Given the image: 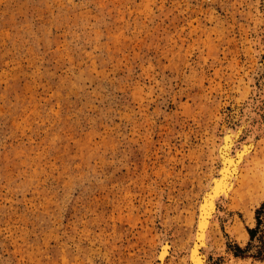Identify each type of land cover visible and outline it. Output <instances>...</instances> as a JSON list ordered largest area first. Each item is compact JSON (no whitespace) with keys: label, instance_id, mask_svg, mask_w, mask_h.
Listing matches in <instances>:
<instances>
[{"label":"rangeland","instance_id":"374dc122","mask_svg":"<svg viewBox=\"0 0 264 264\" xmlns=\"http://www.w3.org/2000/svg\"><path fill=\"white\" fill-rule=\"evenodd\" d=\"M258 62L264 0H0V264H186ZM257 152L209 264H264Z\"/></svg>","mask_w":264,"mask_h":264},{"label":"bare ground","instance_id":"6f19581e","mask_svg":"<svg viewBox=\"0 0 264 264\" xmlns=\"http://www.w3.org/2000/svg\"><path fill=\"white\" fill-rule=\"evenodd\" d=\"M256 70H258V76L264 75L260 63ZM256 78L257 75L254 73L250 82L254 84ZM252 91V96L246 106V116L242 127H247L248 135L245 140L240 143L238 141L239 135H241V127L226 128L220 137V143L216 147V158L218 163L221 161L220 165L222 166L217 169L218 174H214L208 180L203 197L200 199V203L198 202L196 230L192 243L187 249L186 264H209L211 256L218 254L219 251L215 247L212 232L214 229L220 230L222 228L224 219L228 221V225L232 223L233 216H231L229 206H232L240 198L238 188L242 184L243 173L260 165L257 163V142L264 126L260 127L261 124H253L254 119H259L256 110L260 102L257 101L256 105L257 88L255 86ZM263 176L261 179L264 181ZM181 252L173 251L172 235L165 233L162 237L157 259L160 264H165L168 257L175 260Z\"/></svg>","mask_w":264,"mask_h":264},{"label":"trees","instance_id":"16d2710c","mask_svg":"<svg viewBox=\"0 0 264 264\" xmlns=\"http://www.w3.org/2000/svg\"><path fill=\"white\" fill-rule=\"evenodd\" d=\"M264 211V205L262 206V208L258 211V217L260 218L262 212ZM260 221V220H259ZM251 236L253 237L254 236V233L255 231L254 230H251Z\"/></svg>","mask_w":264,"mask_h":264}]
</instances>
